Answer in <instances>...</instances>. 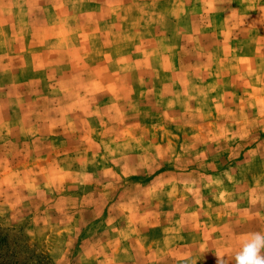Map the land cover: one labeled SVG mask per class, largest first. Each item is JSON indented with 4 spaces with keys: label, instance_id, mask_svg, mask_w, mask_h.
<instances>
[{
    "label": "rangeland",
    "instance_id": "obj_1",
    "mask_svg": "<svg viewBox=\"0 0 264 264\" xmlns=\"http://www.w3.org/2000/svg\"><path fill=\"white\" fill-rule=\"evenodd\" d=\"M264 234V0H0V264H234Z\"/></svg>",
    "mask_w": 264,
    "mask_h": 264
},
{
    "label": "clouds",
    "instance_id": "obj_2",
    "mask_svg": "<svg viewBox=\"0 0 264 264\" xmlns=\"http://www.w3.org/2000/svg\"><path fill=\"white\" fill-rule=\"evenodd\" d=\"M216 264H225L222 256L217 255ZM234 264H264V234H252L244 241L234 257Z\"/></svg>",
    "mask_w": 264,
    "mask_h": 264
}]
</instances>
